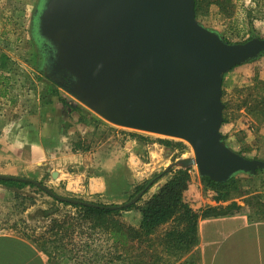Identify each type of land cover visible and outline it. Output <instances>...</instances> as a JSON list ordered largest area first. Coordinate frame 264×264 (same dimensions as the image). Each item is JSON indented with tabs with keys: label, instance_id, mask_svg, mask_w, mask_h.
I'll return each instance as SVG.
<instances>
[{
	"label": "rangeland",
	"instance_id": "1",
	"mask_svg": "<svg viewBox=\"0 0 264 264\" xmlns=\"http://www.w3.org/2000/svg\"><path fill=\"white\" fill-rule=\"evenodd\" d=\"M208 2H211L209 7L200 13L196 21L202 27L218 33L225 42L240 44L252 37L264 38V0ZM221 2L226 3L224 12L218 6ZM41 4L42 0H0V64L3 58L5 63L4 68L0 67V75L8 82L6 95L0 97V120L8 123L18 120L17 123L27 128L30 135L34 132L35 139L41 132L42 141L46 143L55 136L57 142L53 140L55 144L51 145L57 146L60 140L59 149L52 154L62 163L67 164L65 161H68V171L75 176L74 182L83 178L79 183L82 190H65L66 183L51 181L49 172L45 174L47 166L43 163L24 174L11 176L40 182L62 198L101 206L122 205L128 202L137 186L164 173V169L177 160L192 158L193 152L182 140L109 123L70 96L58 83L61 77L53 80L47 66L49 51L36 35V17ZM259 58L223 76L221 101L226 123L222 124L220 133L228 139L236 153L263 161L264 152L261 151L264 146H260V142L264 144V139H261L264 137V94L261 91L264 85V54ZM54 92L66 100V106L57 102ZM81 115L86 116L87 120L80 123ZM30 153V150L25 152L28 159ZM71 155L77 156L76 162L69 163L73 161L69 159ZM196 173L195 167L188 168L189 178L192 175L196 178ZM236 176L240 188L233 195L239 197L242 192L247 194L256 190L257 186L253 183L247 190L246 184L241 181L243 175ZM170 177L171 174H168L151 186L137 203V208L143 207L145 201ZM98 178L103 182V188L92 191L91 181ZM41 191L35 187H25L10 193L5 201L10 204L7 209L3 208L2 213L6 216L0 222V229L11 230L42 244L44 240H52L46 230L51 221L56 220L62 226V239L59 244L56 243L58 247L49 249L51 264H117L111 242L103 233L88 229V223L80 220L79 209ZM138 209L122 210L116 219L124 225L135 227L141 219ZM191 209L200 214L204 208ZM255 209L256 205L252 211L255 212ZM71 225L75 226V233H71L74 230ZM167 226L169 229L170 226ZM163 233L164 230L160 229L151 236L150 241L138 243L141 246L137 244L144 253L145 264L176 263L162 255L161 261L150 260V254L159 255L158 242ZM133 248L131 255L141 253L135 251L136 245Z\"/></svg>",
	"mask_w": 264,
	"mask_h": 264
},
{
	"label": "water",
	"instance_id": "2",
	"mask_svg": "<svg viewBox=\"0 0 264 264\" xmlns=\"http://www.w3.org/2000/svg\"><path fill=\"white\" fill-rule=\"evenodd\" d=\"M36 35L49 51L53 78L109 123L186 142L192 158L164 169L195 167L200 178L226 183L264 170L223 141V76L264 54V38L229 44L195 18L194 0H42ZM52 179L56 172H49ZM2 181L34 185L61 203L122 211L137 204L150 182L128 202L97 206L62 198L35 180L0 174Z\"/></svg>",
	"mask_w": 264,
	"mask_h": 264
},
{
	"label": "crops",
	"instance_id": "3",
	"mask_svg": "<svg viewBox=\"0 0 264 264\" xmlns=\"http://www.w3.org/2000/svg\"><path fill=\"white\" fill-rule=\"evenodd\" d=\"M10 122L12 124L0 120V174L7 176L24 174L40 167L43 163L47 166L45 174L56 172L55 179H52L49 173L51 181L57 180L56 184L66 183L65 190H82L79 183L83 178L80 177L74 182L75 176L68 171V161H65L67 164L62 163L52 154L54 150L59 149L60 140L57 146L51 145L53 140L57 142L55 136L51 142L46 143L42 141L41 132L35 139L34 132L30 135L27 128L26 130L17 123L18 120ZM227 140L224 138L223 141L232 149ZM260 146H264L263 142H260ZM27 150L31 152L29 159L25 155ZM263 150L261 153L264 152ZM75 156L69 157L73 159L69 163L76 162L77 156ZM242 175L241 181L246 184V189L248 190V186L253 183L257 186L256 190L247 194L242 192L239 198L232 200L240 207L238 212L215 218L198 219L197 243L189 253L176 262L177 264H264V170L257 171L253 175ZM90 187L92 191L102 189L103 182L101 183L99 178L92 180ZM14 192L15 190L0 185V222L6 216L2 213L3 208L7 209L10 204L5 202L8 200L6 197ZM213 196L214 193L202 185L197 173L196 178L194 175L190 176L188 189L183 195L185 203L196 210L215 207ZM232 201L221 206H226ZM247 202L252 204L248 205ZM255 205L257 209L253 212ZM139 222L132 227L138 228ZM166 227L167 224L160 229L165 232L168 229ZM39 242L11 230L0 229V264H51Z\"/></svg>",
	"mask_w": 264,
	"mask_h": 264
},
{
	"label": "trees",
	"instance_id": "4",
	"mask_svg": "<svg viewBox=\"0 0 264 264\" xmlns=\"http://www.w3.org/2000/svg\"><path fill=\"white\" fill-rule=\"evenodd\" d=\"M194 1L195 18L197 19L200 13H203L207 9V7H209V4L211 2H208V0ZM212 3L218 4V2ZM225 5V2H221L218 5L220 6V11L224 12V9L226 8ZM3 60L4 58L1 60V68H4L5 65ZM58 83L62 84L65 87H67L68 85L65 78L60 79ZM7 85V79L3 78V76L0 75V87L2 88V90H0V97H4L6 95ZM261 87V91L264 94V85ZM54 93L57 96V102L60 103L63 107L66 106V100H64L62 96H58L57 92ZM262 101H264V99ZM248 111L252 112V110L250 109ZM86 120L87 117L83 115H81L79 118L80 123ZM223 123H226L225 118L223 119ZM238 154L242 155L241 153ZM168 174H171V177L145 201L143 207H140L138 209L137 204H135L123 210H139V212L141 213V219L138 228H132L130 226L124 225L121 221L117 220L116 216H118V214L120 213V211L118 210L112 211L95 207L73 205L74 208H77L81 211L80 220H83L85 224L88 223V229L92 230L93 232L98 231L103 233L107 237V241L111 242L114 247L113 258L115 261H117V264H145L143 261L144 253L141 252L142 250L138 248L139 246H137V244H142V242L150 241L151 236L157 233V231L166 224L170 227L163 233L158 242L159 255L158 253L150 254V260L154 259V262H157L160 259L161 261L160 255H164L168 258H172L175 262H177L184 255L189 253L197 243L196 227L198 219H208L212 217L215 218L219 216H225L238 212L240 210V207L237 205V203L232 201L233 199H237L241 196L240 195L239 197H236V195H233V193H237L240 188L239 180L237 179V176H235L228 182L220 184L214 183L208 178H201L202 185L214 193L212 200L214 201L216 206L206 207L201 210L200 214L193 211L183 201V195L187 191L190 182L188 169L182 170L171 168L166 173H161L153 176L151 180L146 182V184L137 186L135 188V191L129 196L127 201L131 200L150 182L153 186ZM0 185L15 191L22 190L25 187H35L32 184L21 181L0 180ZM35 188L38 191H41L37 187ZM17 196L18 195H16V197ZM229 201L232 202H230L226 206H221V204ZM247 203L248 205L252 204H249V202ZM95 205L101 206V204ZM72 228L74 230H72L71 233H75V226H72ZM61 231V223L57 222L56 220H52L50 226L46 230V234H49V237H52V240H50L49 242L44 240L43 243L40 244L42 251L47 256L50 255V248L54 249L59 246V240L62 239ZM56 243H58V246L56 245ZM133 245H136L135 251H140L141 253L131 255L134 250Z\"/></svg>",
	"mask_w": 264,
	"mask_h": 264
}]
</instances>
